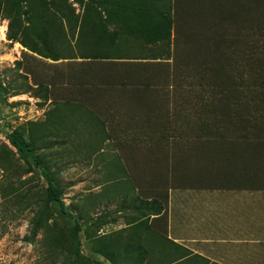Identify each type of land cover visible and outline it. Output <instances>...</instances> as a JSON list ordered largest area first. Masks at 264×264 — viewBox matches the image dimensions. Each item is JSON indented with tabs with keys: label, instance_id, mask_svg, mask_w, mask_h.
Instances as JSON below:
<instances>
[{
	"label": "rangeland",
	"instance_id": "rangeland-1",
	"mask_svg": "<svg viewBox=\"0 0 264 264\" xmlns=\"http://www.w3.org/2000/svg\"><path fill=\"white\" fill-rule=\"evenodd\" d=\"M122 1L0 0V147L6 146L13 155L10 161H0V264L166 262L165 255L158 252V246L165 247V242L147 227L156 224H151V205L141 208L140 199L147 197L139 184L150 188L152 182L165 178L164 166L174 151L173 142L170 146L171 141L162 139L161 132L152 133L156 141H141L125 131L117 134L113 130L109 138L101 122L113 110L105 107L102 99L95 109L76 101L56 102L28 73L32 67L44 80L61 73L72 77L76 63L72 66L70 62L103 55L101 50L107 43L103 38L108 39L113 32L119 34L117 44L130 56L157 54L163 58L172 53L173 40L154 45L130 35L134 28L146 30L142 21L151 15L143 17L121 7ZM55 3L62 4L64 13ZM261 9L254 12V8L253 18L264 17V6ZM23 41L38 46V60L25 57V52L32 51ZM46 44L66 58L42 56L40 52L51 55L44 49ZM159 45L161 49H154ZM254 54L259 62L249 73L241 96L249 105L245 113L252 121L248 125L250 136L256 117L254 102L264 91L259 79L263 55ZM182 55L197 60L187 50ZM61 61V66L54 64ZM164 75L161 79L166 81ZM60 92L64 94L56 90L54 95ZM116 123L123 124L124 119L117 118ZM50 181L62 189V199L53 202L39 234L30 241V221L37 209L33 203L40 199L41 209ZM16 188L24 189L22 193L38 189L40 196L21 202L13 195Z\"/></svg>",
	"mask_w": 264,
	"mask_h": 264
},
{
	"label": "trees",
	"instance_id": "trees-1",
	"mask_svg": "<svg viewBox=\"0 0 264 264\" xmlns=\"http://www.w3.org/2000/svg\"><path fill=\"white\" fill-rule=\"evenodd\" d=\"M128 1L130 0H123L121 3ZM221 1L222 4L226 3L225 0ZM55 5L64 13L61 3ZM227 6L210 15L199 14L194 12V9L189 12L186 10L184 13L178 12L179 8L182 10V3L178 0L166 11L162 8L148 13L139 9L137 13H142L143 17L151 15L146 21H142L146 22L147 29H128L130 35H137L154 45L165 41L171 43L173 40V52L169 51L167 57L162 58L157 54L130 56L122 45L117 44L119 34L113 32L109 33L108 39L103 38V41L107 42L101 50L103 55L83 56L82 58L88 62L76 63L80 65H75L72 77L61 73L51 75V80H44L35 75L32 67L28 69V73L33 75V83L39 88L47 89L49 93L47 95L54 97L56 102L61 100L71 102L74 98H80L85 91V98L81 101L88 104L90 109H95L99 99L103 100L105 107L111 109V104L117 99L116 93L122 95L124 92V96L130 97L133 103L118 107L108 113L107 120L101 122L107 127L108 137H112L113 130L117 134L125 131L127 135L139 137L141 141H156V138H152L153 134L161 132L162 139L171 141L170 146L172 142L174 144L172 161L180 162L182 150L212 149L213 146L226 158L229 152L243 150L244 144L260 150V147L264 148V91L259 93L260 99L254 102L256 117L253 119L255 122L254 128L252 127L253 136H250L248 128L252 122L249 119L251 117H247L245 113L248 103L246 104L241 96L243 88L247 86L249 73L259 62L254 58V53L260 52L263 55L261 61L264 62V17L253 18L254 12H258L259 8L262 11L264 0H252L251 3L240 4L236 8ZM13 25L12 22L10 30ZM43 36L46 38L47 35ZM11 38L17 37L11 35ZM23 43L32 51L25 52V57L38 60L35 55L38 53V46H29L24 41ZM161 48L159 45L154 49ZM44 49L51 55L46 56L40 52L42 56L53 60L66 58L57 53L59 51L50 44H46ZM183 50L192 52L197 60L193 59L194 57L183 58ZM19 64L24 66L23 61ZM261 72L259 79L264 86L263 65ZM163 75L167 77L166 81L161 79ZM193 79H196L195 83ZM56 88L65 89V93L54 95ZM75 88L81 90H76L79 96ZM162 117L166 118V122L159 121ZM117 118L124 119V123L117 125ZM160 146L162 147V144ZM12 158V151L1 145L0 161L6 162ZM29 166L31 169L32 165ZM152 183L154 186L149 190L143 189L142 184H139L147 197L140 199L141 208L151 205V215L154 216L151 224L154 223L157 227L147 225L148 229L157 236V239L169 241L176 247V252L170 255L168 261L171 264L185 256L180 252V249L184 248L167 239L168 197L165 195V178ZM23 190L12 189L13 195L21 202L40 196L38 189L28 188L22 193ZM62 192L61 188L50 181L45 189L41 209L40 199L37 198L38 200L33 203L37 209L34 210L30 221L31 233L28 240L32 241L39 234L40 225L50 212L53 202L61 201ZM3 196L10 197L4 194ZM33 204L28 203L29 206ZM138 244L142 247L141 242ZM164 251L165 247L158 246L160 254L164 255ZM144 258L143 255L142 260Z\"/></svg>",
	"mask_w": 264,
	"mask_h": 264
},
{
	"label": "crops",
	"instance_id": "crops-1",
	"mask_svg": "<svg viewBox=\"0 0 264 264\" xmlns=\"http://www.w3.org/2000/svg\"><path fill=\"white\" fill-rule=\"evenodd\" d=\"M178 1L182 3V10L178 7V12L194 9L199 14L210 15L227 5L236 8L252 0H225L227 5L222 4L221 0ZM175 2L130 0L121 3V7L151 13L162 8L166 11ZM84 62L88 60L77 59L70 63L73 66L74 63ZM61 63L63 61L54 64L61 66ZM56 90L65 93V89ZM74 90L79 96L77 91L81 90ZM85 93L73 101L88 106L81 101ZM116 94V102L111 104L112 110L133 103L130 97L124 96V92L122 95ZM53 98L50 96V99ZM249 146L234 153L229 152L227 158L224 155L223 158L213 146L212 149L182 150L180 162L172 161V155L169 161L166 160L167 239L182 246L184 249H180V252L185 255L171 264H264V148L252 150V146ZM153 186L152 183L150 188L145 189H152ZM165 244L167 264L170 255L177 249L169 241H165Z\"/></svg>",
	"mask_w": 264,
	"mask_h": 264
}]
</instances>
